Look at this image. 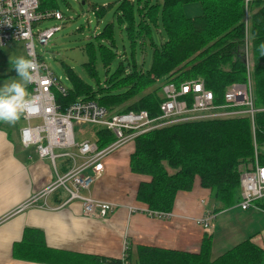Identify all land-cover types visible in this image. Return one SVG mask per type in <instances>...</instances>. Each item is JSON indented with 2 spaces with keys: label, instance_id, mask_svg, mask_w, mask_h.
<instances>
[{
  "label": "trees",
  "instance_id": "obj_1",
  "mask_svg": "<svg viewBox=\"0 0 264 264\" xmlns=\"http://www.w3.org/2000/svg\"><path fill=\"white\" fill-rule=\"evenodd\" d=\"M193 3L200 4L202 10L190 15L186 6ZM43 4L42 0L41 10L56 9H45ZM91 7L96 10V3ZM117 9L120 32L126 33L132 50L137 41L142 48L147 41L152 45L150 68L139 66L135 55L124 59L113 49L118 46L113 16L96 36L103 75L92 43L90 60L84 63L88 79L71 66L66 68L70 86L64 87L59 79L65 93L53 87L59 109L65 111L82 98L96 100L109 115L146 110L156 117L161 113L165 83L181 86L198 79L214 92L215 105L221 106L231 84L247 82L249 64L254 106L259 109L253 116L193 119L148 130L135 138L130 160L132 172L151 177L140 183L137 194L150 210L170 212L177 192L191 190L196 177L210 189L208 200L214 213L237 205L242 170L255 163L256 157L264 164V57L256 52L257 45L264 42V0H120ZM105 11L101 6L97 14L102 16ZM160 27H164L167 39L159 46L152 43V36L154 29L162 33ZM189 101L191 105V97ZM97 135L102 145L115 140L110 130L98 129ZM23 242L26 248L21 247L18 253L15 249L16 256L24 249L25 254L50 258L52 249L42 233L39 239ZM137 250L138 264H264V248L250 238L216 257L212 256L211 235L204 237L198 251L149 245H139ZM64 257L66 264L101 260L95 256ZM110 260L123 263L122 259Z\"/></svg>",
  "mask_w": 264,
  "mask_h": 264
},
{
  "label": "crops",
  "instance_id": "obj_2",
  "mask_svg": "<svg viewBox=\"0 0 264 264\" xmlns=\"http://www.w3.org/2000/svg\"><path fill=\"white\" fill-rule=\"evenodd\" d=\"M19 118L28 119L24 113ZM31 119L44 122L42 117ZM31 119L27 120L30 125ZM24 127L26 124L19 125L18 131L14 132L8 124L0 122V264H66V254L101 259L92 264H123L110 259H121L127 254L131 257L129 264H138L137 259L134 263L132 255L134 251L138 252L139 245L198 251L206 235L212 236L213 257L247 238L264 248V212L252 208L244 210L238 204L217 212L213 229L206 232L197 219L204 213L205 206L201 201L210 197V189L201 185L199 177L195 178L191 190L177 192L167 217L150 215L148 205L139 200L137 194L140 183L151 177L132 172L133 141L105 156L103 172L91 186L90 194L95 199L115 205L107 216L86 215L82 201L69 200V193L62 187L23 207L58 174L72 166L68 157L58 156L53 160L41 157L35 146H30L33 150L27 149L30 147L22 142ZM94 128V138L90 139L97 141ZM83 139L77 134V141ZM97 144L101 148L108 145ZM72 148L71 151L77 152V147ZM67 149L70 148L54 150L59 154L70 151ZM83 160L80 158L78 162ZM86 172L91 173V167ZM83 193L88 194L87 191ZM209 208L211 210L212 205ZM41 233L52 249L50 258L24 253L26 244L23 240L39 239ZM21 247L24 249L16 256L15 249L18 253Z\"/></svg>",
  "mask_w": 264,
  "mask_h": 264
},
{
  "label": "built area",
  "instance_id": "obj_3",
  "mask_svg": "<svg viewBox=\"0 0 264 264\" xmlns=\"http://www.w3.org/2000/svg\"><path fill=\"white\" fill-rule=\"evenodd\" d=\"M42 0H0V48L14 41H24L27 58L33 59L37 65L35 78L29 83L31 95L35 101L34 111L24 112L25 116L42 117L43 124L30 125L22 129V142L26 147L35 146L41 157L58 156L71 159L72 166L64 173L58 174L56 179L44 187L39 193L29 199L23 207L30 206L39 198L46 197L62 187L69 193V200L80 199L83 211L89 216H107L115 208L113 203H106L95 199L90 194L93 183L103 172V159L124 143L154 128L153 121L146 112L136 113L128 111L109 115L108 109L96 100L78 99L70 104L65 111H61L56 103L53 87L65 93L60 88L59 78L46 65L35 47V37L43 45H47L54 33L62 28L61 25L34 30L37 23L46 18L62 19L63 13L58 9L41 10ZM249 1V0H246ZM248 55V52H247ZM248 82L233 83L225 93L229 107L242 109L228 110L215 105L214 92L207 88L203 80H192L177 86L174 83L163 85L164 101L161 104L163 117H167V124L190 121L193 119L225 117L235 114L249 113L251 116L259 111L254 106L253 88L248 64ZM187 98L183 99L182 96ZM191 97V105L189 101ZM97 125L110 130L115 140L101 148L97 141L85 138L76 140V125ZM46 142V143H44ZM77 147V152L66 151L56 153L55 148ZM83 162L79 163V159ZM91 167L92 172L86 170ZM241 199L238 205L246 210L249 208L264 212V165L260 166L256 157L255 163L246 166L240 176ZM87 191L88 194H84ZM201 203L205 206L204 213L197 219L198 223L210 232L214 227L216 213L209 208L208 198ZM22 207V208H23ZM150 215L167 217L168 212L148 210ZM123 264H129L127 254L122 258Z\"/></svg>",
  "mask_w": 264,
  "mask_h": 264
},
{
  "label": "rangeland",
  "instance_id": "obj_4",
  "mask_svg": "<svg viewBox=\"0 0 264 264\" xmlns=\"http://www.w3.org/2000/svg\"><path fill=\"white\" fill-rule=\"evenodd\" d=\"M119 1L120 0H43V8L59 9L63 12V18H46L37 23L34 30L37 31L38 29H45L55 25H61L62 28L54 33L47 45L41 44L37 37H35L34 43L39 55L44 58L46 65L50 68V70L59 77L64 87L70 86V81L66 75L67 67L72 66L79 75L88 79L89 76L86 72L84 63L90 60L91 53L89 49L92 43L94 45V56L98 59V69L103 75V56L98 49L96 36L102 33L106 24L112 20L113 16H115L118 10L117 5L119 4ZM91 3H96V10L91 7ZM101 6H104L106 9L104 15L102 16L97 14V10ZM201 10L202 7L198 3L186 6V12L190 15L197 14L198 12H201ZM115 21L114 35L118 46L117 48L113 47V49L119 54H122L121 57L124 59L126 56L131 58L135 55L139 66L143 65L145 70L150 68L153 54L152 45H150L147 41L146 47L142 48L140 46V42L137 41L135 51H133L126 33L122 35L120 32L116 16ZM160 30L162 33L159 30L154 29L152 36V43L159 46L161 45L162 40L167 39V33L164 27H160ZM122 37H125L126 39L122 40ZM17 56H25L27 58V49L24 41H14L0 48V84L9 83L12 80L18 79V77H16L17 74L15 69L11 68L10 64V61L15 59ZM118 60L113 63V68L116 67ZM26 93L27 97L31 95L29 84L27 85ZM20 119L21 118H18L11 124L7 122L1 123L2 125L8 124L15 132L18 131L17 129L19 128V125L26 124V126H28V121L26 119ZM41 122V119H31L32 125H40ZM93 128V125H76L75 130L80 139H93ZM97 130L98 129L94 128L93 131L96 132ZM27 149L33 150L34 147ZM72 149L73 148L67 150ZM132 256L135 263L137 259V252L134 251Z\"/></svg>",
  "mask_w": 264,
  "mask_h": 264
},
{
  "label": "clouds",
  "instance_id": "obj_5",
  "mask_svg": "<svg viewBox=\"0 0 264 264\" xmlns=\"http://www.w3.org/2000/svg\"><path fill=\"white\" fill-rule=\"evenodd\" d=\"M259 56L264 57V42L256 47ZM18 79L0 84V122L14 123L22 113L34 111L35 101L27 97L26 88L35 78L37 65L33 59L17 56L10 61Z\"/></svg>",
  "mask_w": 264,
  "mask_h": 264
},
{
  "label": "bare ground",
  "instance_id": "obj_6",
  "mask_svg": "<svg viewBox=\"0 0 264 264\" xmlns=\"http://www.w3.org/2000/svg\"><path fill=\"white\" fill-rule=\"evenodd\" d=\"M247 82H248V79H247ZM247 82H245V83H247ZM170 83L171 82H167L165 84H170ZM182 98L185 99V98H187V96L184 95V96H182ZM221 106H223V107H229V103H227V101H226V103L223 104V105H221ZM141 111L146 112V114L148 115V117L153 121V124H154V128L153 129L168 125L167 122L169 121L170 117L169 118L163 117V112L162 111H161L160 115L159 116H156V117L150 116L149 113L146 110H140V111H134V112L139 113ZM259 165L260 166H263L264 164L259 163Z\"/></svg>",
  "mask_w": 264,
  "mask_h": 264
}]
</instances>
